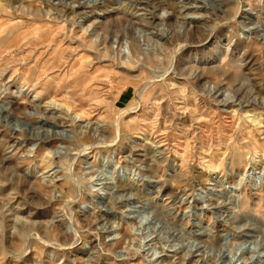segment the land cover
<instances>
[{
  "label": "rangeland",
  "instance_id": "obj_1",
  "mask_svg": "<svg viewBox=\"0 0 264 264\" xmlns=\"http://www.w3.org/2000/svg\"><path fill=\"white\" fill-rule=\"evenodd\" d=\"M66 1L0 0V103L42 125L0 114V264H264V0Z\"/></svg>",
  "mask_w": 264,
  "mask_h": 264
},
{
  "label": "bare ground",
  "instance_id": "obj_2",
  "mask_svg": "<svg viewBox=\"0 0 264 264\" xmlns=\"http://www.w3.org/2000/svg\"><path fill=\"white\" fill-rule=\"evenodd\" d=\"M66 1V0H65ZM171 1V0H170ZM175 1H178V3L179 4H184L185 2H190L191 0H175ZM61 2V1H60ZM67 2V1H66ZM172 2H174V1H172ZM63 5H64V7H63V9L62 10H66V13L67 14H69V15H76V14H80V13H82V12H84V10L85 9H87V8H92L93 7V3H91V2H88V1H86V2H83V3H81L80 5H78L77 6V9H74V7L72 6V3L71 2H69V3H65V2H61ZM189 4V3H188ZM62 6V5H61ZM137 6V5H136ZM132 7V6H131ZM61 9V8H60ZM189 14V13H188ZM194 15V14H193ZM84 32V31H83ZM240 43V42H239ZM243 43V42H242ZM83 86V85H82ZM185 87V86H184ZM179 89V88H178ZM180 90V94L182 93V95L183 94H185L186 92H185V89L184 88H180L179 89ZM191 91V94L192 95H194V93H193V91L192 90H190ZM65 95V94H64ZM67 95V94H66ZM186 95H187V93H186ZM184 96V95H183ZM182 96V97H183ZM65 97V96H64ZM67 97V96H66ZM184 98H186L185 96H184ZM183 99V98H182ZM65 101V100H64ZM186 102V101H185ZM67 105V104H66ZM184 105V104H183ZM69 106V105H68ZM186 106V105H185ZM193 108V107H192ZM264 108V107H263ZM182 109V108H181ZM264 110V109H263ZM81 112V111H80ZM184 113V112H183ZM0 114H2L3 116H4V118L5 119H12V121H14L15 123H18L19 121H24L25 122V124L26 125H29L30 127V131H40L41 129H42V125H40L39 126V123H37V124H32L29 120H27L26 119V117H29L30 115H24L23 114V117H20L19 116V114H16L15 113V109H14V107L10 104V105H8V104H3V103H0ZM81 114V113H80ZM83 114V113H82ZM198 114V113H197ZM84 116V115H83ZM196 116V115H195ZM201 117V116H200ZM45 121V120H44ZM264 121V111H261L260 113H258V114H255V115H252L251 117H250V122L254 125L253 127H255V132H257V134L258 133H261V123ZM61 123V122H60ZM14 128H15V130H16V132L17 133H22V129H18V126L17 125H15L14 124ZM99 130H98V127L97 126H94V128H92V132L93 133H97ZM101 131V130H100ZM263 131V130H262ZM264 133V132H263ZM32 137L31 138H36L37 137V135L36 136H34V135H31ZM54 137H56V138H61V135L60 134H54ZM264 139V138H263ZM35 144V143H34ZM60 148V147H59ZM209 162V161H208ZM30 171H29V173L30 174H33L34 176L35 175H37V171H36V169L35 168H33V167H31L30 169H29ZM41 180H42V182H43V180H44V177L42 176L41 177ZM180 182V181H179ZM48 183H50L49 181H48ZM100 184V183H99ZM104 186V185H103ZM102 188V187H101ZM105 188V187H104ZM240 188V184H238V185H236L231 191H229V192H227V194H229V197L230 198H233V193L234 192H236L238 189ZM169 209H171V208H169ZM170 211V210H169ZM171 213V212H170ZM191 213V212H190ZM189 212H185L184 213V215H183V217L185 218V217H189ZM191 215V214H190ZM148 216V215H147ZM143 219V218H142ZM140 221V220H139ZM132 222V221H131ZM15 223V222H14ZM133 224H134V222H132ZM136 223V222H135ZM139 223V222H138ZM121 227V226H120ZM205 229H202V231H201V233H199L200 235H202V234H205ZM210 232V231H209ZM208 233V232H207ZM211 233V232H210ZM109 235H114V236H118L119 234H117L115 231H112V232H110L109 233ZM206 235H208V234H205V236ZM211 235V234H210ZM154 237V236H153ZM209 237V236H208ZM150 238V236H146L144 239H143V241H146L147 239H149ZM121 239V238H120ZM209 239V238H208ZM150 241V240H149ZM153 247V246H152ZM172 248H174V247H172ZM171 248V249H172ZM157 250V249H156ZM173 251V250H172ZM147 255H150V257H151V261H153L154 262V264L155 263H157V261L159 260V257H158V254H157V252L155 251V250H153V249H148L147 250ZM174 252V251H173ZM172 252V253H173ZM176 255V254H175ZM174 257V256H173ZM124 258V257H123ZM263 258V260H264V252H262V257H261V259ZM196 264V263H195Z\"/></svg>",
  "mask_w": 264,
  "mask_h": 264
}]
</instances>
